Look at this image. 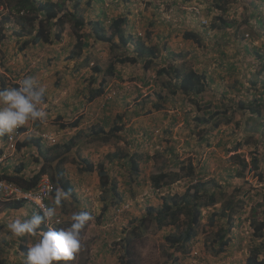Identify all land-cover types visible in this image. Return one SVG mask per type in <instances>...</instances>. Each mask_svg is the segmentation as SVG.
Returning a JSON list of instances; mask_svg holds the SVG:
<instances>
[{
    "label": "rangeland",
    "instance_id": "obj_1",
    "mask_svg": "<svg viewBox=\"0 0 264 264\" xmlns=\"http://www.w3.org/2000/svg\"><path fill=\"white\" fill-rule=\"evenodd\" d=\"M45 1L37 0V4ZM51 1L63 2L85 21L100 19L108 35L112 32L110 22L125 16L127 23L139 27L131 31L136 35L140 31L144 43L156 48L148 65L144 59L116 63L115 73L106 75L104 70L110 62L134 54L135 44L113 47L109 41L98 40L92 26L86 24L81 31L88 46L75 55L77 39L72 23L67 22L61 37L55 35L60 29L56 23L50 43L29 41L22 50L23 41L34 30L22 23L16 0H0V80L11 88L32 75L46 88V100L41 105L46 121H28L22 128L30 130L27 136L58 135V143L50 150L45 141V153L60 152V145L67 150L69 143L74 147L62 167L77 188L79 200L69 197L62 216L69 227L72 214L87 207L92 219L81 231V249L70 264H122L124 255L131 257V264H173L175 256L182 264H245L254 248H260L258 257L264 258V228L260 236L254 233L258 221L264 220V110L251 112L253 100L264 99V0H228L226 8L217 12L233 26L215 30L206 28L186 10L201 2L210 10L205 16L211 23L217 14V0ZM186 28L200 33L202 42L185 39ZM96 64L101 72L94 70ZM161 68L169 73L159 76ZM173 68H193L204 74L203 89L196 90L195 95L173 93L172 83L177 82L172 78ZM101 82L104 93L90 98ZM155 102L162 104L160 109ZM76 120H81L78 127H61ZM115 124L122 130L107 142L105 134L94 133L100 127L107 132ZM0 143L1 148L5 144L1 137ZM33 150L22 148L20 157L8 159L2 171L10 174L23 160L26 170L37 165L32 157L37 151ZM134 153L136 173L129 160ZM82 158L96 167L104 163L110 176L118 179L122 200L113 196L109 187H101L97 168L92 172L80 169ZM171 170L180 171V177L169 179L160 189L153 187L154 174ZM197 179L209 181L207 187L218 200L203 209L200 232L184 253L170 246L165 237L188 225V208L175 225L162 228L154 220L143 228L138 219L148 214L149 207L162 206L164 197L183 194ZM229 203L236 211L230 214L227 210L223 220L217 216V221L210 223L209 215L223 211ZM10 211L0 204L3 227L14 220ZM25 212L20 210L18 215ZM220 229L230 239L222 251L218 242L214 243L220 238ZM36 242L34 239L27 246ZM17 248L20 256L13 257L10 264H25L23 252L27 250ZM6 249L10 251L12 246Z\"/></svg>",
    "mask_w": 264,
    "mask_h": 264
},
{
    "label": "trees",
    "instance_id": "obj_2",
    "mask_svg": "<svg viewBox=\"0 0 264 264\" xmlns=\"http://www.w3.org/2000/svg\"><path fill=\"white\" fill-rule=\"evenodd\" d=\"M90 3V2H89ZM228 3V0H217L216 2V8L214 9L216 12L218 9H224L226 8V4ZM78 4H80V0H78ZM77 4L75 3L74 6ZM15 8L17 9V12L22 14L21 19L22 23L24 22V26L31 27L34 31H31L28 35V40H24L21 46V49L23 50L26 45L29 43V41L33 44H38L40 42L50 43L51 40V30L53 25L57 23V25L60 26V29L58 32L55 33L56 37H61L62 32L65 28V25L67 22H71L74 29V34L77 39L76 45L78 46V50L74 53L75 55H79L86 46H88V42L86 41L85 34L81 31L83 27H85L86 24H90L92 28L95 31V37L98 40L103 41H109L111 46L115 47L118 45V43L114 40L115 37H118L119 42L126 46L129 43V40H132L131 35H127L126 30L124 29L123 25L126 24L127 19L124 17H118L113 19L110 22V26L112 28V32L110 35L107 34L105 24L98 19L97 21H85L84 18L81 16V14L75 10H69L66 5L63 2H53L51 0H47L45 2H40L37 4V0H16ZM105 15V14H104ZM106 16V15H105ZM221 26L225 28H230L233 25L229 24L225 20L219 16L218 12L215 14V16L212 18L211 23H209L206 28L215 30L219 29ZM187 30L184 32V38L185 39H191L193 41L202 42V36L200 33L196 32L194 28H186ZM155 47H141L139 49V53L141 54V57L137 56H124V57H118L116 60H113L109 63L108 67L104 70V73L106 75H113L116 71V63L121 62H138L141 58H147L145 60L147 63H150L152 54H155ZM147 65V64H146ZM94 70L97 72H101V68L99 64H96L94 66ZM169 71L167 68H161L158 70L159 76L163 73H166ZM173 75L172 78H176L177 82L172 83L173 87V93H179L182 92L187 95H195L196 90H202L204 85V77L205 75L202 73H199L198 71L194 70L193 68L183 69V68H173ZM158 76V77H159ZM264 86V81H261ZM171 83V81H170ZM7 82L0 80V89L7 88L6 87ZM164 84V82H163ZM16 86V84H14ZM104 83H100V85L95 89L92 90V95L90 98H94V96L102 95L104 93ZM259 90V88L257 87ZM253 104L255 108L252 109L251 112H255L257 114L261 113V110H264V99L262 97L257 98L253 100ZM155 107L157 109L161 108L160 102H155ZM122 118V117H120ZM252 116L250 120H252ZM81 120H76L74 123H69L67 125L62 124V128H67L68 126L72 127H78ZM22 129V127H19ZM20 130V129H19ZM122 130V126L120 124H115L112 126L109 131L105 132V128L100 127L99 129L95 130L94 133L99 135L103 133L105 136V141L107 142L111 135L114 133ZM78 133H81V130L78 131ZM76 136V135H75ZM75 136L72 140V143L75 140ZM3 139L7 138V135L1 136ZM94 139V136H92ZM45 138H43L41 135H35V136H29L25 138L22 141L17 142V149L18 151H21L22 148H30L33 147L36 149L37 153H33L32 157L35 158V163L38 164L34 165L33 167L29 168L30 172H26V166L23 164L24 160L18 164L16 169L10 173V174H3V176L12 182H14L16 185L20 186L24 190H30L36 187L39 183V181L43 178L44 175H49L50 180L52 182V195H55V189L57 187H62L66 191L71 192L70 198L74 199L76 202H78L79 197L77 195L75 187L70 183V180L68 179V176L66 174V171L62 167L63 162L67 159L68 152H74V147L69 143L66 145L67 151L64 150V146L60 145L57 146L61 148L60 152H54L53 154H50L48 151L45 153L43 150V147L46 146L44 142ZM71 142V141H70ZM93 140H88V144H91ZM74 144V143H73ZM49 147L48 150H50L53 146H47ZM54 149V148H53ZM53 149L51 151H53ZM134 155H130L131 161L133 160ZM256 162V161H255ZM133 167H131L132 171L135 173L138 172V167L135 164V162H131ZM255 166H258V163H255ZM184 166H180V169H182ZM95 168L98 169V174L101 177V185L103 186V189H106L107 187H110V192L113 196L116 198L119 196L118 192V185H117V179L116 178H110L109 176V170L105 168L104 163H99L96 167L93 162H90L87 158L81 159V168L85 171H94ZM135 168V169H133ZM190 172H193L192 170ZM7 175V176H6ZM180 177V171H163L158 174H154L152 176V185L153 187L160 189L167 185L169 183V179H174ZM131 179H133L131 175ZM216 184V182H214ZM209 181H203V180H195L192 181V183L186 188L185 192L183 194H175L172 198L167 199L164 197L162 206L155 210L153 207H149L148 214L140 218L141 225L143 227H147L151 221H155L159 228L163 227L164 225H174L177 223L178 217L185 211V208H188L189 210V223L188 225L179 230V227H177L176 232H172L168 234L165 239L167 240L168 244L170 246H174L177 248V250H183L184 253L188 251L187 246L190 244V242L199 234L200 232V226L202 222L203 217V209L206 207H210L214 205L217 202L216 194L213 192V190L208 189ZM119 198H121L119 196ZM54 199V197H53ZM54 201V200H53ZM237 201V200H236ZM117 202V199L115 200ZM116 204V203H114ZM226 206L223 211L217 212L214 211L209 215V222L214 224L217 221V216L220 217V219L225 215L227 216V210H230V214H232L234 211H236V207L234 208V205ZM6 207L9 210H16L17 212L25 209L27 206L22 204L21 200H10L6 203ZM241 208V207H240ZM63 212H67V205L65 201L62 203L60 207H58ZM229 214V216H230ZM232 218V216L228 217V219ZM223 220V219H221ZM219 222V221H218ZM264 228V220L258 221L257 225L254 228V233L257 236L261 235V231ZM0 230H3L4 232L10 233V230L6 227H3L0 225ZM223 229H220V238H217L214 240V243L218 242L219 250H224L225 245L228 244V241H230L229 238H226L225 231H222ZM219 239V240H218ZM220 242V243H219ZM127 245V251L130 252V246ZM258 251H260V248H254L253 252L250 253V256L247 258V261L245 264H264V260H261L258 257ZM174 263L173 264H182L181 259L178 256L174 257ZM8 261L4 258H0V264H7ZM122 264H131L132 259L130 256H123L121 258Z\"/></svg>",
    "mask_w": 264,
    "mask_h": 264
},
{
    "label": "clouds",
    "instance_id": "obj_3",
    "mask_svg": "<svg viewBox=\"0 0 264 264\" xmlns=\"http://www.w3.org/2000/svg\"><path fill=\"white\" fill-rule=\"evenodd\" d=\"M181 3L183 2H180V4ZM183 7L187 8L186 6ZM187 9H188L186 10L187 12L193 14V16L195 15L197 19L202 21V23L205 26L209 25L210 20L206 19L205 15H209L210 10L209 8L204 6L201 2H196ZM167 16H170V13ZM120 17L126 18L125 16H120ZM123 27L126 30L127 35L128 36L131 35L133 37L132 40H129V43L126 46L124 45L123 46L128 47L131 44H135L134 54L127 56H137L140 58L141 54L139 53L140 52L139 49L141 47L146 48L152 45L147 46L144 43L143 38L139 36L141 35L140 31L138 32L139 35H136L134 32L131 31L133 27L135 30H139L137 24L132 26L130 22L129 23L126 22V24H124ZM115 38L118 39V37ZM116 42L119 45L120 43L119 40H117ZM141 59L147 60V58L145 57ZM145 63L148 65L146 61ZM45 100H46V88L42 86L37 80V78L32 75H26L19 82V85L16 87L0 89V137L7 135V138L3 139L1 137L2 142L5 144L3 147L0 148V156L5 155V157L4 160L0 162V178L7 182L13 183L14 185H16L14 182L7 180L3 176V174H5L6 172L4 173V171H2L8 159L14 157L15 155H18L20 157L19 155L20 151H18L17 149V144L15 150L14 151L11 150V153L9 152L10 150L8 149L9 146L8 137L17 129L21 134V138L17 142L22 141L25 138L29 137L27 135L30 130L28 128L21 129L19 127H22L28 121H39L41 123L46 121L47 113L41 108V105L45 103ZM37 135H41L43 138H45L44 142L46 141L48 143V146H55L59 141L58 135L55 133L54 135L53 134L46 135V133H39ZM33 151H36V149H34ZM132 155H134L133 160L132 161L131 159L129 160L130 162L133 161L135 162V156L137 154L134 153ZM135 164L138 167V164L136 162ZM131 167H133L132 163H131ZM26 172L27 173L30 172L29 168L26 170ZM88 172H92V171H88ZM45 177L49 179L50 181L49 184L52 186L50 176L47 174L43 176V178L39 181L38 185L33 189L24 190L20 186L18 185L16 186H18L25 193H29L31 191L37 192L41 188V186L45 183L44 180ZM110 178H116V177L110 176ZM176 179L178 178H174V180ZM117 185H118V179H117ZM101 187L103 188L102 185ZM110 187L111 186H109V190ZM75 189L77 192L76 187ZM118 192L121 198H119L118 196L117 199L122 200L124 193L120 190H118ZM70 196H71L70 191H66L62 187H57L55 189L54 199L51 190L49 196L44 200L43 204H45L46 206L45 207L43 206V204H41L39 199L33 201L31 199L24 197L10 198L6 194H4V192L0 191V204H3L6 210L8 209L6 207V203L10 200H15V201L21 200L22 204L27 206L24 209V211L26 212L19 215H18L19 211L17 212L16 210L13 209L10 211L11 218H14V220H11L9 223L5 224V227L7 226V228L10 230V233L7 232L0 233V243L3 242V244H0V251L3 252V254H0V258H4L5 260L8 261L7 264H10L12 262L11 259L13 257L20 256V253H18V248H17L19 247L21 249L25 248L24 250H27L26 252H23L24 250L22 251L23 255L26 256L25 264H54V262H57V264H70L74 262L76 254H78L81 249V231L86 227V225L92 219V217L91 214L89 213V208L87 207L80 208L78 212L72 214L71 224L68 227V224L64 222L62 216V214L64 215L65 213L60 209H58V207H60L62 203L66 201ZM22 215L23 218L21 219L17 218V217H22ZM138 221H140V219H138ZM141 227L143 226L141 225ZM40 235L42 236L38 238ZM3 237H5V239ZM130 238H131L130 236L127 238V244H129ZM34 239L38 242L28 247L27 245L30 244V241ZM10 246H12V249L8 251L9 249L6 248H9ZM5 249L6 251H4ZM261 260H264V258H262Z\"/></svg>",
    "mask_w": 264,
    "mask_h": 264
},
{
    "label": "built area",
    "instance_id": "obj_4",
    "mask_svg": "<svg viewBox=\"0 0 264 264\" xmlns=\"http://www.w3.org/2000/svg\"><path fill=\"white\" fill-rule=\"evenodd\" d=\"M21 138V134L16 129L11 135L8 137V149L11 153V150H15L17 141ZM5 155L0 156V162L4 160ZM45 183L41 186V188L37 192H23L18 186L14 185L11 182H7L0 178V191L4 192L10 198H28L33 201L39 199L41 204H43L44 200L49 196L50 191L52 190V186L49 184L50 181L47 177L44 178ZM45 206V204H43ZM46 207V206H45Z\"/></svg>",
    "mask_w": 264,
    "mask_h": 264
}]
</instances>
